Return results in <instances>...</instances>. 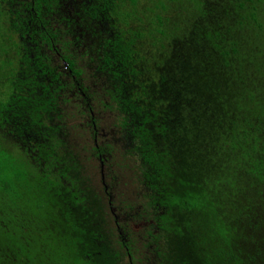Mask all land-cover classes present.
Segmentation results:
<instances>
[{
	"label": "trees",
	"instance_id": "obj_1",
	"mask_svg": "<svg viewBox=\"0 0 264 264\" xmlns=\"http://www.w3.org/2000/svg\"><path fill=\"white\" fill-rule=\"evenodd\" d=\"M0 264H264V0H0Z\"/></svg>",
	"mask_w": 264,
	"mask_h": 264
},
{
	"label": "rangeland",
	"instance_id": "obj_2",
	"mask_svg": "<svg viewBox=\"0 0 264 264\" xmlns=\"http://www.w3.org/2000/svg\"><path fill=\"white\" fill-rule=\"evenodd\" d=\"M111 131L108 130V132L106 133V136L107 135L109 136ZM113 137H115L117 140V136H116L115 132L113 134ZM84 153H85L86 157L89 155V153H87L86 151H84ZM85 168L89 171V174H90L92 181L94 183H96V184L101 183L102 175L100 172L99 162L95 161L94 159L89 161L86 158ZM104 171H105L106 179L110 180V178H107V175L109 173H112V172H110V167H104ZM120 171H122V170H120V168H117V172H120ZM123 173L125 175H128V176H127V178L125 177V178L119 179L118 183L117 182L114 183V185H116V187H117L115 193L120 196L119 199L121 198L122 200H126L127 202H133L135 200V198L137 197V195L139 194V192H138L139 188L134 184V180H133L134 178H136V176L130 171L126 172V173H125V171H123ZM125 220H126L125 222H131L130 220H127V219H125ZM135 222H136L137 226H139V224H140V226L142 225V222H140L139 220H136V221H132L131 226H133Z\"/></svg>",
	"mask_w": 264,
	"mask_h": 264
},
{
	"label": "flooded vegetation",
	"instance_id": "obj_3",
	"mask_svg": "<svg viewBox=\"0 0 264 264\" xmlns=\"http://www.w3.org/2000/svg\"><path fill=\"white\" fill-rule=\"evenodd\" d=\"M102 176H103V179L105 178V175H104V168H102ZM125 218H128L127 215L125 216Z\"/></svg>",
	"mask_w": 264,
	"mask_h": 264
}]
</instances>
